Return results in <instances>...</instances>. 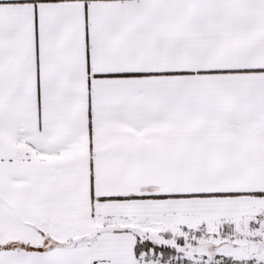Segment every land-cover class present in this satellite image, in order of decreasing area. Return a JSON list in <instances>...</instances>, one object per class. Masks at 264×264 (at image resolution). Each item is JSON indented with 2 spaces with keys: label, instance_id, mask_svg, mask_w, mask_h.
<instances>
[{
  "label": "snow or ice",
  "instance_id": "6c2138e0",
  "mask_svg": "<svg viewBox=\"0 0 264 264\" xmlns=\"http://www.w3.org/2000/svg\"><path fill=\"white\" fill-rule=\"evenodd\" d=\"M0 264H264V0H0Z\"/></svg>",
  "mask_w": 264,
  "mask_h": 264
}]
</instances>
